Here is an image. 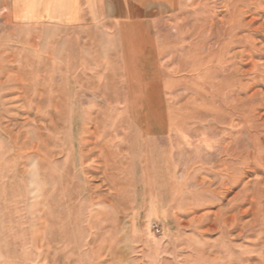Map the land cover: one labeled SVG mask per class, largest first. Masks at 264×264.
Wrapping results in <instances>:
<instances>
[{
	"label": "rangeland",
	"instance_id": "rangeland-1",
	"mask_svg": "<svg viewBox=\"0 0 264 264\" xmlns=\"http://www.w3.org/2000/svg\"><path fill=\"white\" fill-rule=\"evenodd\" d=\"M112 1L0 0V264H264V0Z\"/></svg>",
	"mask_w": 264,
	"mask_h": 264
},
{
	"label": "crops",
	"instance_id": "crops-1",
	"mask_svg": "<svg viewBox=\"0 0 264 264\" xmlns=\"http://www.w3.org/2000/svg\"><path fill=\"white\" fill-rule=\"evenodd\" d=\"M116 4L115 2H113L112 0H101V3L98 2V0H77V16L76 19L73 21H55V20H49L47 19L45 16H43L42 18H40L39 20L44 19L45 21H49V22H55V23H64L67 25H72L75 24L77 22H79L81 20V17L83 16L82 14L87 13L89 16V18L91 16H93L96 12L98 13L99 11H101V15L106 13L107 11V6L108 5H114ZM126 12H129V9H126ZM104 19V17H102ZM101 18V21H102ZM19 21H22L21 19H19ZM31 21H38V20H31ZM22 22H27V20H24Z\"/></svg>",
	"mask_w": 264,
	"mask_h": 264
}]
</instances>
